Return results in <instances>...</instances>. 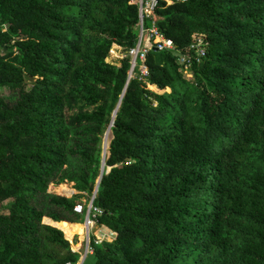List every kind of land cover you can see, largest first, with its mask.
Segmentation results:
<instances>
[{
	"label": "trees",
	"instance_id": "1",
	"mask_svg": "<svg viewBox=\"0 0 264 264\" xmlns=\"http://www.w3.org/2000/svg\"><path fill=\"white\" fill-rule=\"evenodd\" d=\"M136 1L0 0V264L82 260L69 226L120 100L94 201L117 237L90 236L84 264H264V0L161 3L177 49L200 33L207 55L186 73L151 51L128 82Z\"/></svg>",
	"mask_w": 264,
	"mask_h": 264
},
{
	"label": "built area",
	"instance_id": "2",
	"mask_svg": "<svg viewBox=\"0 0 264 264\" xmlns=\"http://www.w3.org/2000/svg\"><path fill=\"white\" fill-rule=\"evenodd\" d=\"M190 0H137L136 4L139 7V38L136 46L130 50L129 55L132 61L135 60L136 67L138 66L141 78L144 79L149 75L148 68L145 65L147 55L151 51L159 52H177L178 63L184 69L186 73H190V69L193 66L195 60H202L207 55V49L209 46V40L205 34L195 33L193 35V42L185 50H179L173 39L168 38L165 33L158 26L157 10L161 3L167 5H174L177 3H186ZM3 52V50H1ZM138 61L140 64H138ZM135 67V68H136ZM95 199H91L88 202H78L74 207V211L77 214L83 215L88 218L86 234L87 237V255L93 253V249L90 246V236L93 228L98 226L97 218L102 215L103 211L95 207ZM86 226V224H85ZM95 232H93L94 234ZM110 241H113L117 237V233L112 230L109 233ZM96 243H101L105 239L97 237ZM109 241V240H108ZM66 264H73L68 262ZM78 264H82L81 261Z\"/></svg>",
	"mask_w": 264,
	"mask_h": 264
},
{
	"label": "rangeland",
	"instance_id": "3",
	"mask_svg": "<svg viewBox=\"0 0 264 264\" xmlns=\"http://www.w3.org/2000/svg\"><path fill=\"white\" fill-rule=\"evenodd\" d=\"M113 48H114V46L112 47V49H111V51L113 50ZM116 52H117V54H116V56L115 55H112L111 54V52H110V55H109V57H108V59H107V61L108 62H110V63H113V64H117V65H120L121 64V60L123 59V58H125V56H126V54H125V52L123 51V49L121 48V47H117V50H116ZM138 64H140V62L138 61ZM133 75H135V74H133ZM148 87H149V89H151V90H153V91H156V92H158V93H163V91H160V90H158L157 88H155L154 86H151V85H148ZM65 184H67V183H65ZM71 184L72 183H68L67 185L68 186H71ZM54 185H51V187H49V191H54L55 193L57 192V193H59V191H57L58 190V187L60 188V186H57V189H55L54 190ZM71 188H73L72 186H71ZM59 194H66V193H59ZM88 198V197H87ZM87 198L86 199H84L83 200V202L85 203V202H88V201H86L87 200ZM7 204H9V202L8 203H6V204H4L3 203V205H7ZM2 210V209H1ZM2 211H5V210H2ZM80 225V227H84V225H85V223L83 224V225H81V224H79ZM96 230V228H93V230L91 231V236L93 235V232ZM102 236V235H101ZM102 238V237H101ZM80 241V236L78 235V236H76V238L74 239V242L75 243H80L79 242ZM72 244H71V249L73 250V251H75L74 249H73V242H71ZM82 243V248L81 249H79L78 251L79 252H81L82 254H84V252H85V249H86V247H87V237H85L84 238V240L81 242Z\"/></svg>",
	"mask_w": 264,
	"mask_h": 264
},
{
	"label": "bare ground",
	"instance_id": "4",
	"mask_svg": "<svg viewBox=\"0 0 264 264\" xmlns=\"http://www.w3.org/2000/svg\"><path fill=\"white\" fill-rule=\"evenodd\" d=\"M117 113V112H116ZM112 127L110 128V130H108L106 132V134L104 135V138H103V145H104V154H105V159H107V157L109 156V149H110V144H111V141H112V137H113V133H112ZM59 193H66L67 195H70L71 193H74L71 186H68V185H62L60 188L58 187V190ZM45 221V220H44ZM46 222V221H45ZM48 224V223H47ZM53 226V225H52ZM61 230H63L62 227H60ZM69 229L71 231H73V233H76V234H79L81 233L82 231H85V234H86V226L84 225V227H80V225H70L69 226ZM80 242V241H79ZM82 248V243H75L73 244V249L75 251H78L79 249ZM79 253V252H78ZM81 254V253H80Z\"/></svg>",
	"mask_w": 264,
	"mask_h": 264
},
{
	"label": "water",
	"instance_id": "5",
	"mask_svg": "<svg viewBox=\"0 0 264 264\" xmlns=\"http://www.w3.org/2000/svg\"><path fill=\"white\" fill-rule=\"evenodd\" d=\"M157 51V50H156ZM135 67H136V63H135V60L132 61V67H131V70H130V73H129V78H128V82L130 81V79L133 77V73H134V70H135ZM127 87V85H126ZM126 87H125V90L121 96V98L124 96V93L126 92ZM121 105V100L119 101V104L117 105V108L115 109L114 113H113V117H112V121H111V124L109 126V129L111 128V126L114 125V122H115V117H116V112L118 111L119 107ZM107 130V131H108ZM114 137H112L113 139ZM105 163H106V159H105V154H104V149H103V159H102V170H101V176L97 182V185H96V188H95V191H94V194L92 196V199H95L96 198V195H97V192L99 190V185H100V182L102 180V173L104 172V169H105ZM111 171V168H108L107 170V174H109ZM87 221H88V218L85 219V224H86V227H87ZM45 224H47L45 221H44ZM55 227V226H54ZM58 228V227H57ZM61 230V229H60ZM87 258V249H85V252L83 254V257H82V260H81V263L83 264L85 262V259Z\"/></svg>",
	"mask_w": 264,
	"mask_h": 264
},
{
	"label": "crops",
	"instance_id": "6",
	"mask_svg": "<svg viewBox=\"0 0 264 264\" xmlns=\"http://www.w3.org/2000/svg\"><path fill=\"white\" fill-rule=\"evenodd\" d=\"M68 184V183H67ZM66 184V185H67ZM62 185H65V183L64 184H62ZM62 185H60V187L62 186ZM71 186L73 187L72 188V190H73V192L74 193H71L70 195H67V194H59V193H55L53 190L52 191H49L50 193H53V194H57V195H61V196H66V197H68V198H71V197H73L75 194H77L78 193V191L76 190V189H74V184L72 183L71 184ZM51 187V186H50ZM54 188V190L55 189H57V186H54L53 187ZM84 200V199H83ZM87 201V200H86ZM8 202H10L9 200L8 201H6V202H4V204H6V203H8ZM3 206H5V205H3ZM110 229L108 228V227H106V226H103V225H100V224H98V226L96 227V230L94 231L95 233L93 234V236L95 237V238H97V237H102L103 239H105L106 241H110V235H109V233H110ZM102 235V236H101Z\"/></svg>",
	"mask_w": 264,
	"mask_h": 264
},
{
	"label": "clouds",
	"instance_id": "7",
	"mask_svg": "<svg viewBox=\"0 0 264 264\" xmlns=\"http://www.w3.org/2000/svg\"><path fill=\"white\" fill-rule=\"evenodd\" d=\"M85 223V222H84ZM93 236V235H92ZM75 252H79V251H75ZM82 257H83V254H82ZM84 264V263H83Z\"/></svg>",
	"mask_w": 264,
	"mask_h": 264
}]
</instances>
